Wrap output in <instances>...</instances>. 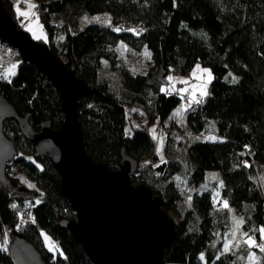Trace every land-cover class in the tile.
Wrapping results in <instances>:
<instances>
[{"label": "trees", "instance_id": "16d2710c", "mask_svg": "<svg viewBox=\"0 0 264 264\" xmlns=\"http://www.w3.org/2000/svg\"><path fill=\"white\" fill-rule=\"evenodd\" d=\"M35 1L49 38L40 43L87 83L88 93L78 110L87 153L119 170L124 150L137 161L132 184H145L164 201L167 214L183 215L175 222L176 237L165 251L164 264H235L238 253L221 254V240L214 241L217 233L222 238L229 231V211L218 210L210 191L198 189L209 171L220 172L222 200L242 219L241 229L259 240V228H264V0ZM101 15H108L111 23L81 24ZM19 23L17 17L23 30ZM60 34L64 39L56 45ZM120 43L135 53L148 51L158 80L123 70L122 89L116 90L103 78L105 66L114 69L117 64L112 49ZM196 63L208 67L214 80L207 95L187 109L185 121L194 135L207 134L212 127L218 139L191 142L185 174L175 160L159 163L147 129H127V106L139 104L152 124L166 123L182 99L162 92L160 77L167 78L171 71L188 75ZM230 72L236 74L235 80ZM14 73L6 80L0 69V93L21 116L30 114L36 130L45 121L60 129L65 115L53 84L22 61ZM4 129L17 154L7 166L6 179L0 180V236L9 234L12 241L16 233L23 234L48 264H93L61 227L63 220H75L76 215L61 193L60 174L45 157H34L17 122L7 121ZM12 168L37 184L42 194L38 204L27 206L28 198L11 189ZM186 175L193 200L192 209L183 211L179 180ZM22 209L32 220H20ZM18 227V232L10 233ZM43 231L57 241L58 253L46 247ZM253 252L264 264V252L257 247ZM0 264H15L10 248L0 246Z\"/></svg>", "mask_w": 264, "mask_h": 264}, {"label": "water", "instance_id": "95a60500", "mask_svg": "<svg viewBox=\"0 0 264 264\" xmlns=\"http://www.w3.org/2000/svg\"><path fill=\"white\" fill-rule=\"evenodd\" d=\"M0 41L18 50L22 63L35 66L53 84L65 115L60 129L45 121L36 130L30 114L21 116L0 93V180L6 179L7 166L17 154L4 129L7 121L14 120L30 140L34 157H45L60 174L61 193L76 215L75 220H63L61 227L93 264H164L165 251L176 237L175 222L163 211L160 197L145 184H132L136 159L123 150L122 165L114 170L86 151L78 110L88 93L87 83L44 44L18 28L10 0H0ZM10 247L15 264H48L21 233L14 235Z\"/></svg>", "mask_w": 264, "mask_h": 264}, {"label": "rangeland", "instance_id": "374dc122", "mask_svg": "<svg viewBox=\"0 0 264 264\" xmlns=\"http://www.w3.org/2000/svg\"><path fill=\"white\" fill-rule=\"evenodd\" d=\"M10 1H12L16 17H18L21 28L27 31L34 41L36 40L43 43L48 42L49 38H47L45 27H43L41 18L35 10V8L38 6L37 2L35 0ZM17 8H19V12L17 11ZM20 12H25L27 15L22 16L20 15ZM90 22H96L101 25H109L111 23V19L108 15H101L90 19H84L81 24L87 25L90 24ZM63 39L64 37L61 34L58 35L57 40L55 41L56 45H58V43ZM112 50L116 52L117 64L114 69L108 67L106 64L107 66H105L103 78L109 80L116 90L122 89L120 80L122 78L121 72L123 70H129L133 74H143L148 76L150 80H158L156 67H154L152 58L148 51L143 50L141 52L135 53L128 46L122 43L118 44L117 47H114ZM17 65L4 71L2 75L3 78L10 80L15 74L14 72ZM230 73L231 74L229 75L232 76L233 80H235L237 77L236 74L233 72ZM213 80L214 75H212L211 70L200 63H196L193 70L188 75L180 76L176 72L171 71L167 78L160 77L159 82L161 91L168 95H171L172 93L176 94L182 99V103L179 105V107L175 109L171 117L168 118L166 123L162 125L158 121H155V123L152 124L150 122L148 112H146L141 105L134 104L127 106V129L129 130L131 127H140L148 130L149 134L152 135L155 141V145L157 147L156 154L159 157V163L167 164L170 162L172 163L175 160L183 167V171L186 174V170H189L190 168V157L189 154H187V149L191 142L196 139H201L203 141H215L218 139L216 132L212 127L208 130L207 134L194 135L188 130L185 121L187 109L194 105V103H197L198 101L200 102L205 97V95H202V93L206 92L207 95L209 89L208 86ZM184 172L182 173L183 175ZM221 176L222 175H220V172L209 171L206 174L205 183H203L201 188L198 189L202 191H210L215 202V207L218 210L227 209L229 211V231L222 235V238L219 237V233H217L214 241L218 242L221 240L223 244L222 252L231 251L233 253H238V259L236 262L237 264H259V258L257 254H254V252L248 248V245H246L247 243H245V241H247L246 238L248 235H244L246 232L241 229L242 224H240L239 228L237 229L236 222L241 221L242 219L234 211V209H230L228 205L225 207V202L221 198V190L224 188ZM8 177L11 180V189L20 195H25L28 198L27 201L29 202H27V206L31 207V203L38 204L40 202V197L42 196L41 190L33 180L28 178L25 173L20 172L17 168H12L8 174ZM179 186L181 188L179 202L180 209H183V211L191 210L193 191H191V189L188 187L187 175L180 178ZM28 196L33 199L29 198ZM27 206L24 208H27ZM168 215L174 222H177L179 219L183 218V215H180L178 212L176 213L170 211L168 212ZM30 219L31 217L29 216L28 212H26L25 209H22V213H20V220H23L24 222L30 221ZM19 229V227L14 228L10 233L18 232ZM8 235L9 234L2 237L0 236V246L3 249L10 248L11 250L10 246L13 243V240L10 241ZM42 238L44 239L45 245L49 250L54 253H58L57 241L51 239L45 231L42 232ZM259 240L255 237L257 245L260 243ZM261 244H264V242ZM226 245L229 247L226 248ZM253 254L255 259H250Z\"/></svg>", "mask_w": 264, "mask_h": 264}, {"label": "built area", "instance_id": "2783aa9c", "mask_svg": "<svg viewBox=\"0 0 264 264\" xmlns=\"http://www.w3.org/2000/svg\"><path fill=\"white\" fill-rule=\"evenodd\" d=\"M35 10L37 13H39L40 6L38 5L35 8ZM19 62H20V55L18 50H16L15 48L4 47L0 41V69L4 72L8 68L14 67L15 65L19 64ZM261 243L262 242H260L259 245Z\"/></svg>", "mask_w": 264, "mask_h": 264}, {"label": "snow or ice", "instance_id": "6c2138e0", "mask_svg": "<svg viewBox=\"0 0 264 264\" xmlns=\"http://www.w3.org/2000/svg\"><path fill=\"white\" fill-rule=\"evenodd\" d=\"M30 7H34V6H30ZM17 11L19 12V8H17ZM20 15L24 16V15H27V13H25V12H20ZM205 71H207V70H205ZM209 76H210V73H209ZM170 79H171V78H170ZM234 79H235V78H234ZM185 83H186V81H185ZM202 95H206V92H205V93H202ZM198 102H199V101H198ZM225 207H227V202H225ZM236 223H237V229H238V228H239V225L242 224L243 221H242V220H241V221H237ZM259 231H260L261 234H262V235H261V239L264 240V228H261ZM244 235L247 236L248 234H247V233H244ZM245 243H247L249 247H259L260 250H261L262 252H264V244L257 245L255 239H253L252 237H248V240L245 241ZM227 247H229V246L226 245V248H227ZM201 259H203V257H201ZM250 259H255L254 254L250 257Z\"/></svg>", "mask_w": 264, "mask_h": 264}, {"label": "crops", "instance_id": "0c3cea01", "mask_svg": "<svg viewBox=\"0 0 264 264\" xmlns=\"http://www.w3.org/2000/svg\"><path fill=\"white\" fill-rule=\"evenodd\" d=\"M259 230H260V228H259ZM244 232H246V231H244ZM246 233L248 234L249 232H246ZM259 234H260V237H259L260 240H259V241H260V242H264V240L261 239V235H262V234H261L260 231H259ZM248 237H252L253 239H255V235L253 236V235H249V234H248V236H247V238H246L247 240H248ZM246 245H248V244H246ZM248 248H249L252 252H253L254 249H256V247H249V246H248ZM257 248H259V247H257ZM259 250H260V248H259ZM228 252H231V251H223V252H222V250H221V254H223V253H228ZM254 254H255V252H254ZM259 264H260V263H259Z\"/></svg>", "mask_w": 264, "mask_h": 264}]
</instances>
